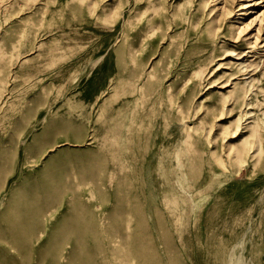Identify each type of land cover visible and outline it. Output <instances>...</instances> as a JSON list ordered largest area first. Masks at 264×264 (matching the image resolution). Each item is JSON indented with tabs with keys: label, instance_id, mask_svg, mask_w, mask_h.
Wrapping results in <instances>:
<instances>
[{
	"label": "rangeland",
	"instance_id": "obj_1",
	"mask_svg": "<svg viewBox=\"0 0 264 264\" xmlns=\"http://www.w3.org/2000/svg\"><path fill=\"white\" fill-rule=\"evenodd\" d=\"M238 260L264 264V0H0V264Z\"/></svg>",
	"mask_w": 264,
	"mask_h": 264
},
{
	"label": "bare ground",
	"instance_id": "obj_2",
	"mask_svg": "<svg viewBox=\"0 0 264 264\" xmlns=\"http://www.w3.org/2000/svg\"><path fill=\"white\" fill-rule=\"evenodd\" d=\"M225 1V0H224ZM255 16H257V15H255ZM262 16V15H261ZM253 21V20H252ZM215 28V27H214ZM240 57V56H239ZM242 60V59H241ZM200 63V62H199ZM201 63H202V61H201ZM211 63V62H210ZM218 65V64H217ZM220 65V64H219ZM218 65V66H219ZM213 66V65H212ZM262 74V73H261ZM203 80V79H202ZM237 117V116H236ZM256 121V120H255ZM252 125V124H251ZM227 264H240V261L238 260V261H234V262H232V261H230L229 263H227Z\"/></svg>",
	"mask_w": 264,
	"mask_h": 264
}]
</instances>
